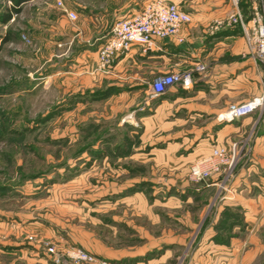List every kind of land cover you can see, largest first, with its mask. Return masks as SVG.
I'll list each match as a JSON object with an SVG mask.
<instances>
[{"label":"crops","instance_id":"0c3cea01","mask_svg":"<svg viewBox=\"0 0 264 264\" xmlns=\"http://www.w3.org/2000/svg\"><path fill=\"white\" fill-rule=\"evenodd\" d=\"M147 1L111 0L107 2L110 6L106 3L98 8L97 15L89 5L78 9L67 3L78 17L73 27L63 15L52 17L51 28L58 35L57 40H64V44L80 40V52L73 65L88 75L84 81L91 83L102 78V74L94 71L105 23L109 18L115 22L138 12ZM166 1L175 3L191 17V23L179 32L182 42L174 38L159 40L146 54L133 47L128 54L116 58L111 73L134 86L139 85L138 81L150 82L169 73H191L193 85L189 90L175 87L155 101L142 102L136 89L127 96L131 111L125 122L139 130L138 147L142 151L136 147L139 156L129 155L125 159L149 170L151 166H161L162 178L172 174L181 181L168 188L112 187L108 203L72 204L69 210L80 207L86 212L85 226L78 229L67 225L61 237L56 235L52 224L12 228L0 224V264L44 263L48 259L47 246L54 247L62 256L70 248L81 249L96 260L85 264H248L247 259L262 250L256 237H230L228 231H218L216 226L224 219L225 210L239 212L240 208L245 210V225L255 223L256 201L240 200V190L264 195V104L231 124L220 123L217 117L231 104H245L263 97L264 66L250 52L241 28L218 31L210 28L215 21L226 18L227 0ZM250 6V0L240 1V9L248 18ZM197 62L205 65V72L195 70ZM151 102L154 107L146 109L145 105ZM138 105L145 110L136 108ZM237 141L244 142L248 151H244L247 158L241 161L244 165L238 166L233 178L236 196L216 202L213 195L218 187L217 177L200 187L183 183L187 167L196 158L212 147ZM123 160L117 159L119 163ZM149 170L145 177H156L159 173L149 174ZM28 237L34 241L28 242Z\"/></svg>","mask_w":264,"mask_h":264},{"label":"rangeland","instance_id":"374dc122","mask_svg":"<svg viewBox=\"0 0 264 264\" xmlns=\"http://www.w3.org/2000/svg\"><path fill=\"white\" fill-rule=\"evenodd\" d=\"M63 1L76 8L89 5L97 15L98 8L111 0ZM30 2L6 20L10 1L0 0V224L10 228L52 224L61 237L67 225L85 226L86 212L80 207L69 210L72 204L108 203L112 187L168 188L181 180L172 174L162 178L161 166L149 170L125 159L139 156L136 149L142 151L138 147L139 130L125 122L131 111L127 96L136 89L143 102L153 81H138L139 85L134 86L128 80L116 79L111 73L116 59L106 70L99 68L97 60L94 72L102 74L101 80L84 81L88 75L73 65L80 52V40L64 44L52 32V17L62 16L53 0ZM75 23L70 22V26ZM113 23L109 18L102 36ZM152 103L145 105L146 109L153 108ZM119 158L124 160L119 163ZM246 158L243 152L241 161ZM241 161L231 178L223 180L221 176L213 195L216 202L236 196L233 178L238 166L244 165ZM147 170L149 174L159 173L148 178ZM183 181L195 187L209 182L193 184L188 175ZM240 191V200L256 201L255 223L245 225L244 209L230 211V233L261 241L262 250L247 260L248 264H264V195L247 194L242 188Z\"/></svg>","mask_w":264,"mask_h":264},{"label":"built area","instance_id":"2783aa9c","mask_svg":"<svg viewBox=\"0 0 264 264\" xmlns=\"http://www.w3.org/2000/svg\"><path fill=\"white\" fill-rule=\"evenodd\" d=\"M241 0H228V13L223 20L214 22L212 30L239 27L244 32L246 42L253 56L264 66V0H250L249 19L245 21L240 9ZM55 8L71 23L77 21V14L70 10L63 0H53ZM191 22L188 13L181 11L175 3L166 0H149L136 13L113 23L109 33L104 36L97 50L98 65L106 70L116 58L128 54L133 47L146 53L154 48L159 40L174 38L179 43L181 28ZM197 72H205V65L197 62ZM193 85L190 72H176L158 76L147 91V101L162 98L175 87L189 90ZM264 104L263 97L253 99L245 104L229 105L218 117L223 124H231L243 117L251 115ZM245 143L232 142L228 146H216L198 158L190 165L188 179L193 184L207 182L214 176L222 179L231 178L236 165L243 159ZM242 153V155H241ZM223 180L220 181L222 186ZM219 183V182H218ZM33 242L34 238L29 237ZM47 258L44 263L36 264H85L96 260L87 252L70 248L64 256L57 254L54 247L47 246ZM16 264V263H14ZM106 264V263H102Z\"/></svg>","mask_w":264,"mask_h":264},{"label":"trees","instance_id":"16d2710c","mask_svg":"<svg viewBox=\"0 0 264 264\" xmlns=\"http://www.w3.org/2000/svg\"><path fill=\"white\" fill-rule=\"evenodd\" d=\"M9 1H10V8H9L10 9L9 10L10 11L9 12L10 14H9V16H8V18L6 20H8L10 18L11 13H15V14L20 13L21 12V9H22V6H24L26 3H28L29 1H32V0H9ZM243 15H244L245 21H247L249 18L246 17L245 14H243ZM111 27H110V29H111ZM110 29L107 31V34L109 33ZM216 177L218 178V181L221 179V176L220 175L219 176H216ZM210 180H208V181H210ZM203 185L204 184H202L201 186H203ZM140 188H142V187H140ZM222 218H224V219H220V222L217 224L216 229L218 231L219 230H221V231H228V234L230 235V237H232V235L230 233V231H231V221H232V219H231L232 218L231 212L225 210L223 212ZM228 218L230 219V225H227V222H226V221H229ZM237 222H239V221H237Z\"/></svg>","mask_w":264,"mask_h":264}]
</instances>
